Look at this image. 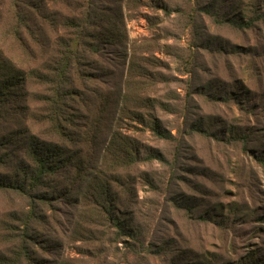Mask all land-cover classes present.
<instances>
[{
	"label": "rangeland",
	"instance_id": "374dc122",
	"mask_svg": "<svg viewBox=\"0 0 264 264\" xmlns=\"http://www.w3.org/2000/svg\"><path fill=\"white\" fill-rule=\"evenodd\" d=\"M17 3L0 0V52L30 76L28 110L8 130L29 129L76 161L47 204L32 199L33 215L29 199L0 191V264H18L24 226L23 264H264V0ZM225 16L258 18L237 29ZM75 37L81 73L60 139L41 97Z\"/></svg>",
	"mask_w": 264,
	"mask_h": 264
},
{
	"label": "trees",
	"instance_id": "16d2710c",
	"mask_svg": "<svg viewBox=\"0 0 264 264\" xmlns=\"http://www.w3.org/2000/svg\"><path fill=\"white\" fill-rule=\"evenodd\" d=\"M15 1L17 5H20L17 3L18 1L21 6L26 4V0ZM90 15L91 10H88L86 16ZM210 15L216 17L217 13ZM17 16L21 18V21H24L20 11H17ZM225 17L224 22L237 29L252 26L253 21L258 18L257 16L249 17L244 21L241 17L238 19ZM23 24L26 25L25 22ZM84 29V25L80 27L81 38L84 36V32L82 33ZM80 44L81 42L78 43V38L75 37L69 45L63 47L58 53V57H55V64L52 69L53 75L49 80V83H53L52 89L49 95L41 97L46 111V116H42L49 124L51 133L60 139L66 137V127L63 125L65 120L64 106L67 97L72 93V89H70L72 73L78 71L80 64H82L78 60ZM92 50L95 51L96 49L93 48ZM80 56L83 59V56ZM78 73H81V69ZM29 77L28 73L19 69L0 52V134L5 132L0 135V191L13 192L29 199L31 206L29 214L33 215L35 213L32 209V203H34L32 199L37 198L40 203L47 204L51 200L54 190L62 182L59 179L60 173L69 167L75 166L74 161H76V158L74 154L69 152L68 147L56 142L45 141L32 134L29 129L16 128L13 131L8 130L10 118H20L27 113L28 104L25 99ZM228 99L230 98L225 97V102ZM152 130L160 137H167L162 134L163 132L158 125H155ZM123 153V158L127 162H135L130 147H125ZM153 158L161 159L160 156L148 155L144 160H152ZM257 160L264 169V153L259 155ZM109 220L116 232L130 241L128 243L129 248L137 244L139 241L138 235L129 227H125L123 217H118L114 212H110ZM24 227L20 229L22 233L16 236L20 245L19 253L21 254L20 259L17 258L18 264L28 263L32 260L27 254L25 246L29 240V227Z\"/></svg>",
	"mask_w": 264,
	"mask_h": 264
}]
</instances>
